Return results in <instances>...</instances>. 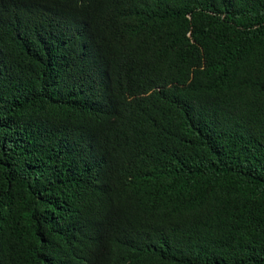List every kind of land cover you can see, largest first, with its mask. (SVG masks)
<instances>
[{"label": "trees", "instance_id": "16d2710c", "mask_svg": "<svg viewBox=\"0 0 264 264\" xmlns=\"http://www.w3.org/2000/svg\"><path fill=\"white\" fill-rule=\"evenodd\" d=\"M0 264H264V0H0Z\"/></svg>", "mask_w": 264, "mask_h": 264}, {"label": "clouds", "instance_id": "9594fccd", "mask_svg": "<svg viewBox=\"0 0 264 264\" xmlns=\"http://www.w3.org/2000/svg\"><path fill=\"white\" fill-rule=\"evenodd\" d=\"M80 1H84V0H80Z\"/></svg>", "mask_w": 264, "mask_h": 264}]
</instances>
